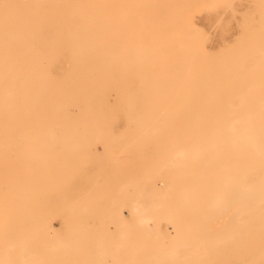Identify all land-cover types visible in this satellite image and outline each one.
I'll return each mask as SVG.
<instances>
[{
    "label": "rangeland",
    "instance_id": "rangeland-1",
    "mask_svg": "<svg viewBox=\"0 0 264 264\" xmlns=\"http://www.w3.org/2000/svg\"><path fill=\"white\" fill-rule=\"evenodd\" d=\"M28 1L25 0L26 3ZM74 1L71 0L70 5ZM189 1L83 0L84 8H91L88 10L91 15L88 21L102 25L106 23L109 28L115 24L116 30L120 32V38H116L126 40L118 42L112 37L108 38L110 49L107 52L103 50L100 57L103 65L98 66V69L86 67L84 70L105 72L107 67L104 63L110 61L116 65H111L109 69L133 71L117 77L121 84H134L131 80H138L137 72L146 70L151 73L147 77H171L180 86V78L185 72L191 71L197 76L206 73L210 76L211 71L219 65L226 72L225 77L232 73L238 78L225 85L234 86L235 90L248 86L264 88V57L257 56L258 53L264 55V0L261 3L260 0ZM135 3L139 4L136 6ZM69 9L72 10V7ZM96 13L99 18L94 17ZM145 24L150 30L151 26H155L154 43L157 48L178 46L177 58L153 57L141 60L133 56L141 52L144 44L149 47L148 35L144 33L147 30ZM102 29L105 31L104 26ZM3 35L7 36L6 30ZM123 43L130 48L131 57L128 58L136 64L122 65L127 61L126 58L111 57L115 53L121 54L119 47ZM172 52L168 55L173 56L175 52ZM23 53L4 58L20 64L28 72H38L41 80L34 75L30 79L37 90L43 84L65 85L66 74L73 67L77 69L73 65L75 58L68 54H41L31 45H27ZM146 60L151 61L144 65ZM6 67L10 68L11 63ZM3 77L0 74V83ZM136 85L142 86L143 83L138 82ZM209 85L215 84L210 82ZM56 94L59 92L56 91ZM108 99L110 103L120 101L113 91L109 93ZM244 114L245 111H242L233 115L242 117ZM14 117L0 118V134H7L5 137L0 135V264L8 259L5 253L8 248L4 245L6 241H9L8 246L18 245V248L13 247L15 255L8 261L9 264L20 263L21 255L18 253L28 247V242L33 243L36 253L45 258L44 264H244L240 259L250 243L231 248L227 240L234 236L235 230L240 229L237 219L247 207L238 198L228 199V194L237 196L260 189L264 186V180L259 176L255 177L251 186L244 188L222 182L220 174L216 173L210 179L209 186L200 185L199 188L204 190L202 198H198V204L192 206L184 200L181 192V189H190L191 182L168 177L162 170L159 171L164 161L161 156L164 149L162 144L158 149L150 146L144 154H139L129 149L128 138L116 141L122 136L123 128H126V118L113 121L110 132L103 130L106 133L99 134L101 121L98 118H63L61 121L59 118H28L26 114L22 116L20 113ZM72 132L76 137H73ZM111 141L117 143L112 144ZM192 145L188 143L187 147L191 148ZM251 158V155L247 156L250 160L246 163L254 167L255 161ZM185 164L186 170L191 171L192 164L187 158ZM159 175L163 176L160 178ZM131 185H134L133 188ZM164 186L168 187L167 194L164 193ZM170 188H173V194H170ZM140 189L148 193L145 198L159 209L155 214H150L146 229L152 233L161 229L162 234L165 229L161 227L159 217L164 215L163 210H167V220L172 224L168 227L169 234L159 236L157 240H146V244L137 243L135 239L139 235L134 227L124 237L114 238L130 222L125 219L129 202H125L121 208L124 215L115 212L120 211L121 196L127 193L128 200H133L137 192L142 191ZM218 195L221 197L220 204H227L225 213L219 211ZM171 198L175 200L172 207L175 210L168 209ZM88 213L89 216H86ZM227 213L231 215L229 224ZM83 218H88L85 223L81 222ZM114 222H118V226ZM211 222L216 224L212 225ZM114 224L116 227L112 229H118L116 233L111 230ZM84 225L87 230L82 227ZM41 230L47 231L48 235L40 237L38 232ZM180 238H186L187 242L180 243ZM254 245L259 252L264 253V239H255ZM27 253L22 264L33 263Z\"/></svg>",
    "mask_w": 264,
    "mask_h": 264
},
{
    "label": "bare ground",
    "instance_id": "bare-ground-1",
    "mask_svg": "<svg viewBox=\"0 0 264 264\" xmlns=\"http://www.w3.org/2000/svg\"><path fill=\"white\" fill-rule=\"evenodd\" d=\"M70 1L29 0L26 3L25 0H0V74L4 75L3 81L0 83V108H2L0 118H15L14 116H18L19 113L22 116L26 114L28 118H59L61 121L64 120L63 118H98L101 121L99 134L105 131L110 132L113 121L126 118V128L125 130L123 128L122 136L116 141L121 142L123 140L121 138H128L127 146L129 149L138 151L139 154H142L150 146L158 149L162 144L164 151L162 150L161 156L164 161L159 171L162 170L168 177L174 176L180 181L191 182V188L188 190L181 189V192L183 191L184 200L192 206H196L198 198H202L204 190L199 188L200 185L209 186L210 179L216 173L220 174L222 182L234 183L244 188L251 186L256 176L264 180V88L248 86L242 90H235L234 86L225 85L233 80L237 81L238 78L232 73L225 77L224 73L226 72L219 65L216 70L211 71L210 76H207L206 73L197 76L194 72H185L184 76L180 78L182 82L180 86H177V81L171 77L158 75L147 77L146 75L151 73L146 70L137 72L138 80H131L135 85L121 84L117 77L133 71L109 69L111 65H116L110 61L104 63L105 67L108 68L105 72L96 69L84 70L86 67L97 68L103 65L100 57L103 50L107 52L110 49L107 42L108 38L112 37V40H118V42L120 40L126 42V40L116 38V36L120 38L118 36L120 32L116 30L117 25L113 24L110 26L112 28H109L106 23L102 25L99 22L88 21L91 17L88 10L91 8L89 6L84 8L83 0H73V5H70ZM137 4L135 3L136 6ZM71 7L72 10L69 9ZM94 17L99 18L100 16L96 13ZM103 26L105 31L102 29ZM145 26L148 27L147 24ZM153 27L155 28L153 25L151 30L147 28L144 32L148 35L149 47L144 44L141 52L133 56L141 60L153 57L177 58L178 46L169 47L165 45L162 48L155 46L156 36ZM5 30L7 36L3 35ZM27 45H31L41 54H57L58 52L59 54H68L75 58L73 65L77 69L73 67L66 74L65 85L64 83L59 86L56 83H52L51 86L43 84V87L37 90L33 87L30 79L36 76L41 80L38 72L34 70L28 72L20 64H14L12 60L4 58L9 55L24 54ZM119 49L122 50L121 54L115 53L111 57L126 58L127 61H124L122 65L136 64L128 58L131 57L129 46L123 43ZM172 51L175 52L174 55L169 56L168 53ZM108 56L110 57V55ZM257 56L264 57L260 53ZM146 61L142 63L147 65L151 60ZM8 63H11L10 68L6 67ZM26 74L31 77H25ZM138 82H142L143 85H136ZM210 82L215 85H209ZM37 86L39 85L37 84ZM56 91L59 92L58 95ZM111 91L113 94L115 92L116 99L120 101L113 103L108 101V95ZM242 111H245L242 117L233 115ZM72 133L73 137H76L74 132ZM0 135L5 137L7 134L1 132ZM116 141L113 143L111 141V143L114 144ZM188 143L193 144L191 148L187 147ZM250 155L252 161H255L254 167L247 164L250 160L247 159V156ZM186 158L192 164V170L189 172L186 170ZM145 178L148 181L147 175ZM131 186L133 188L134 185ZM167 189L168 187H165V194H167ZM170 189H172L170 194H173V188ZM146 190L145 192L148 191ZM143 191L137 192L136 197L134 196L135 198L130 201L126 196L127 193L121 196L120 211L115 212L124 215L121 208L125 202H129L128 216L125 219L126 222L127 220L130 222L126 223L128 225L124 231L117 229L118 232L112 229L113 226H118V222H114L117 224L111 226V230L117 232V236L113 235L114 238L124 237L126 232H132L134 227L137 235H139L138 239H135L137 243L146 244L150 239L157 240L159 236L169 234L168 227L172 224L167 220V210H163V216L159 217L158 215L161 218V227L165 229L162 234L161 229L156 233L146 229L147 222L151 218L150 214H155L159 209L158 206L151 204L145 198L148 193L145 194ZM207 192L211 191L208 190ZM161 194L159 195L161 196ZM218 196L219 211L225 213L227 204L221 205V197ZM232 197L238 198L247 209L239 217V220L237 219L240 229L235 230L234 236L227 240V243L231 248H237L249 242L250 245L245 247L240 259L241 262L244 264H264V253L259 252L258 247L254 245L255 239H264V186L255 191L237 194V196L229 193L228 199ZM171 202L168 209L175 205L173 198H171ZM172 210L175 209L172 208ZM109 214L111 215V213ZM226 217H229V224L231 215L227 213ZM87 219L83 218L81 222L87 221ZM81 222L78 224L82 225ZM195 224L197 225V222ZM211 224L215 225L216 223L211 222ZM106 226L110 228L109 225ZM82 227L86 228L85 225ZM1 229L2 225H0V231ZM38 234L40 237L48 235L45 230H41ZM246 236H249L248 239ZM50 241L52 240L50 239ZM179 241L180 243L187 242V239L180 238ZM8 242L6 241L4 244L8 248L5 252L6 259H8L1 264H9L8 261L15 255L13 247L18 248V245L8 246ZM221 242L223 243V241ZM27 252L32 257V264H44L45 258L39 256L33 243L29 242L28 247L18 253L21 255L19 264L23 263ZM50 256L48 258L52 259Z\"/></svg>",
    "mask_w": 264,
    "mask_h": 264
}]
</instances>
